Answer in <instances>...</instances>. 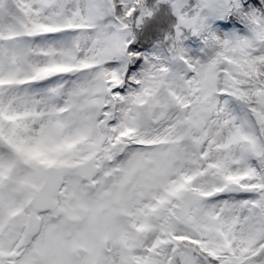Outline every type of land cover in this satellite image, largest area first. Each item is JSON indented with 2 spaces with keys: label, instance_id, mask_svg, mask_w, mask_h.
Masks as SVG:
<instances>
[{
  "label": "snow or ice",
  "instance_id": "obj_1",
  "mask_svg": "<svg viewBox=\"0 0 264 264\" xmlns=\"http://www.w3.org/2000/svg\"><path fill=\"white\" fill-rule=\"evenodd\" d=\"M0 264H264V0H0Z\"/></svg>",
  "mask_w": 264,
  "mask_h": 264
}]
</instances>
